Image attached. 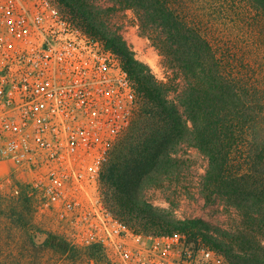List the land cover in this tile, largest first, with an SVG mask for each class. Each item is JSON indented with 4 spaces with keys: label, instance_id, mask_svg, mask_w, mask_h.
Here are the masks:
<instances>
[{
    "label": "trees",
    "instance_id": "1",
    "mask_svg": "<svg viewBox=\"0 0 264 264\" xmlns=\"http://www.w3.org/2000/svg\"><path fill=\"white\" fill-rule=\"evenodd\" d=\"M57 1L119 55L138 96L100 173L107 206L135 232L180 233L227 264H264V0H105V10L92 0ZM126 11L161 56L166 81L109 29V15ZM192 150L206 159L205 199L237 216L223 237L203 219L176 217L142 196L145 185L178 177ZM31 203L24 190L0 193V264H43L46 249L69 253L67 241L35 225Z\"/></svg>",
    "mask_w": 264,
    "mask_h": 264
},
{
    "label": "built area",
    "instance_id": "2",
    "mask_svg": "<svg viewBox=\"0 0 264 264\" xmlns=\"http://www.w3.org/2000/svg\"><path fill=\"white\" fill-rule=\"evenodd\" d=\"M138 110L105 40L57 0H0V187L24 190L80 246L112 264H215L183 234L135 232L106 205L100 173Z\"/></svg>",
    "mask_w": 264,
    "mask_h": 264
},
{
    "label": "rangeland",
    "instance_id": "3",
    "mask_svg": "<svg viewBox=\"0 0 264 264\" xmlns=\"http://www.w3.org/2000/svg\"><path fill=\"white\" fill-rule=\"evenodd\" d=\"M92 2L105 10V0L88 1V3ZM88 3L87 5L90 6ZM66 8L69 9V7ZM85 9L87 10L89 7L85 6ZM102 19L105 21V12ZM134 21L131 11L116 12L109 15L108 27L121 35L134 59L147 65L150 73L157 79L166 81L169 77V70L150 40L141 34L134 25ZM187 158L188 162L185 168L180 171L178 177L172 178L169 176L157 186L145 185L142 196L154 208L169 211L176 217H198L203 219L211 227L210 234L223 237V231L232 230L237 221V216H235L233 209L222 205L216 197L212 196L208 201L201 193V182L206 167L205 157L192 150L188 153ZM0 193L7 194L8 192L0 187ZM30 199L35 225L44 232L58 235L69 244L67 255L51 249L44 250L40 257L43 264H112L105 250L99 245L80 246L72 242L48 215L38 209L32 197ZM37 237L44 238L46 236L38 234ZM197 237V241H201V237L199 235ZM185 238L192 245L197 243L194 239H189L186 236ZM217 253L220 255V259L216 258L215 264H227L224 257L219 252Z\"/></svg>",
    "mask_w": 264,
    "mask_h": 264
}]
</instances>
